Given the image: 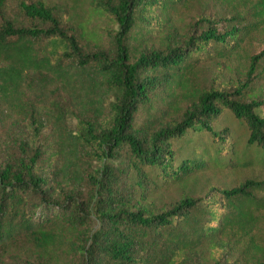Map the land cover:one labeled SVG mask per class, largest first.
<instances>
[{
	"label": "trees",
	"instance_id": "trees-1",
	"mask_svg": "<svg viewBox=\"0 0 264 264\" xmlns=\"http://www.w3.org/2000/svg\"><path fill=\"white\" fill-rule=\"evenodd\" d=\"M194 1L103 0L117 28L110 49L91 51L86 33L44 1L18 0L19 22L6 13L12 0H0V130L24 121L35 139L18 153L8 145L0 163V254L27 245L28 264H202L205 253L210 264H239V255H225L226 239L261 221L264 177L158 208L136 199L128 182L134 175L144 193L209 168L264 164V115L256 112L264 97H245L264 85V35L243 83L201 87L191 78L264 30V0H214L246 7L248 22L231 16L219 28L205 17L182 40L138 53L131 42L138 22L144 39ZM142 107L149 116L138 124ZM225 113L243 124V147L221 124ZM181 140L194 149L177 153ZM237 251L264 257V243L250 236Z\"/></svg>",
	"mask_w": 264,
	"mask_h": 264
},
{
	"label": "rangeland",
	"instance_id": "rangeland-1",
	"mask_svg": "<svg viewBox=\"0 0 264 264\" xmlns=\"http://www.w3.org/2000/svg\"><path fill=\"white\" fill-rule=\"evenodd\" d=\"M29 2L31 0H24ZM50 7L55 15H57L63 23L72 26L74 29H82L86 35L87 40L84 41L83 46L87 50H96L98 48L110 49L111 34L117 28V24L113 18L102 9L103 0H42ZM116 3V0H114ZM246 7L239 5L238 3L229 2L224 3L214 0H197L192 2L187 8H183L176 13H171L169 19L162 26H159L153 34L145 36L144 39L140 38L142 35V27L138 22L132 33L131 42L136 44L138 49L136 53L142 51H149L152 48L161 47L166 41L181 40L186 37V34L190 33L195 24L203 26L207 22L201 21L203 18L208 17L212 20L217 27H223L225 25L224 18L231 16L241 15L242 22H248L252 18L245 13ZM6 13L11 16H15L20 19L19 22H25L22 20L20 10L18 8V0H12L10 7L6 9ZM239 17V16H238ZM40 24V23H37ZM264 30L258 28L251 36V38L244 44L243 50L234 57L225 59L223 61H211L198 66L193 74L192 82L197 86L210 87V86H222V87H235L238 83H243L246 78L247 69L249 66V56L259 53L262 49V36ZM259 65L264 63L262 59L257 62ZM256 72L254 71L253 75ZM250 93H246V99L251 98L257 93H260L264 97V85L261 82H257ZM260 115H264V104L260 105L256 110ZM149 116L148 108L142 107L136 113L135 122L140 124ZM163 123L170 120V118H163ZM74 121V120H73ZM221 124L227 125L233 132L234 140L242 137V140L237 145L244 146V126L239 123L238 120L232 119L228 113H225L220 118ZM26 122L15 123L11 128L6 130H0V163L6 160V157L10 154V147L12 145L15 148V152H22L29 150L26 146L35 142L32 137V133L28 130ZM37 142V141H36ZM38 143V142H37ZM27 144V145H26ZM193 145V144H192ZM191 143L187 140H181L174 144V148L177 153L186 154L192 149ZM200 149L202 146L200 142H197ZM259 153V151H257ZM264 161V159H261ZM47 162L44 161V157L41 158L40 167L45 169ZM248 177H264V164L253 163L245 167L238 168H209L206 171L195 174L186 181L162 185L152 182L146 186V191L143 193L141 187L136 181V177L132 175L128 182L132 185L135 191L136 199H141L147 203H151L154 207H166L171 203L177 201L180 197L189 194L193 196H201L212 186L216 187H230L238 184L241 180ZM263 216L257 226H255L248 234H239L226 239V246L224 247L225 255L231 259H235L237 255L240 256L239 264H264V257H246L238 250L239 246H242L249 240L250 236L264 243V210ZM18 252H2L0 254V261L3 264H28L27 260L33 255L32 249L25 245L17 250ZM210 256L208 253L204 254V258L200 260L202 264L209 263ZM63 260L61 259L62 264Z\"/></svg>",
	"mask_w": 264,
	"mask_h": 264
}]
</instances>
